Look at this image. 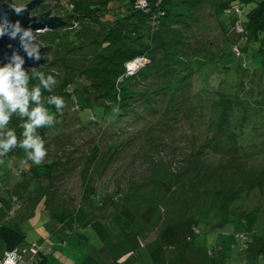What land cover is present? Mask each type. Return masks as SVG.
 I'll return each mask as SVG.
<instances>
[{
  "label": "rangeland",
  "instance_id": "obj_1",
  "mask_svg": "<svg viewBox=\"0 0 264 264\" xmlns=\"http://www.w3.org/2000/svg\"><path fill=\"white\" fill-rule=\"evenodd\" d=\"M29 1L0 0L11 7ZM169 2L175 14L182 12L181 21L154 46L155 66H148L147 59L130 70L146 71L129 86L128 118L108 121L97 133L80 129L70 112L69 121L45 131L44 162L23 172L26 187L12 189L22 202L11 219L26 232L21 252L48 239L46 250L53 249L45 264H76L87 253L104 264L114 257L122 264H264L263 53L258 43L242 42L246 30L232 28L233 16L219 14V1L194 7L185 0ZM254 5L242 6L243 22ZM60 7V0H43L31 15L50 8L54 15L66 14ZM52 31L38 32L39 48L53 42ZM241 42L247 49L238 58ZM174 56L182 61L180 94L161 90L154 78L155 72L158 77L173 73L178 63ZM71 61L78 66L80 59ZM165 63L171 70L162 68ZM29 72L54 75L53 89L65 75L59 63ZM152 88L158 90L154 95ZM11 162L12 156L0 157V173ZM118 194L110 211H123L133 221L132 232L111 223L121 252L105 249L91 229L86 249L64 231H55L58 221L52 213H67L81 204L94 209L91 195L96 206L106 197L104 208L108 196Z\"/></svg>",
  "mask_w": 264,
  "mask_h": 264
},
{
  "label": "trees",
  "instance_id": "obj_2",
  "mask_svg": "<svg viewBox=\"0 0 264 264\" xmlns=\"http://www.w3.org/2000/svg\"><path fill=\"white\" fill-rule=\"evenodd\" d=\"M143 1L146 2V6L143 5ZM185 1L190 7H194L199 6L205 0ZM217 1L221 6L219 14L224 12L233 16L232 28L241 27L246 30L241 34L242 42L247 45L252 42L258 43V50L263 53L264 67V0ZM253 2L255 5L249 8L246 13L247 20L243 22L242 6ZM0 5L10 7L3 2H0ZM60 5V8L66 12L60 16L63 25L51 32L53 42L41 47L44 57L38 67L47 69L56 63L64 67L63 81L51 92L42 91V98L52 95L61 96L65 104L60 112H57L54 106H48L55 122L52 126L38 129L42 138L46 130L54 129L69 121L70 112H73L74 120L81 123L82 128L80 129L88 127L97 133L107 128L108 121L115 124L119 117H125L126 120L128 116L125 111L133 96V90L129 86L133 83L136 74L146 71L141 68L137 73H130L129 65L136 60L146 58L150 59L148 66H155L157 57L154 59V46L159 45L163 35L173 34L176 31L172 25L181 21L179 16L182 13L175 14L169 0H67L64 3L60 0ZM92 25H97L98 28L95 30ZM242 42L238 44L240 53L237 54L234 50L238 58L241 57L243 50L247 49V46H243ZM86 47L91 49H87L89 55L86 53ZM76 59H80L78 66L71 63V60ZM174 60L178 63L177 67H172L174 68L173 73L161 74L158 77L160 73L155 72L154 78L159 80L156 85L159 84L161 90L172 89L173 93L180 94L182 79L179 73V64L182 61L176 59L175 56ZM166 64H163L162 68L171 70L169 68L172 65ZM245 65L247 66V63ZM152 80L148 86H153ZM36 83H38L37 80H30V84ZM156 91L158 90L152 88L153 95L156 94ZM113 115L116 117L115 121L112 119ZM21 123L18 116H13L9 123V127L15 128L18 140L22 139L20 135L22 132ZM6 156H12L14 162H11L7 168L4 166L0 173V192L4 191V194L0 195V247H3L0 258L4 256L5 251H20V245L26 239V232L11 221L15 208L22 205L20 199L16 195H12V189L17 184H21L23 187L27 186L26 183L22 184L24 171L41 167V164L36 165L28 160L25 151L19 147ZM19 176L23 178L21 181L18 179ZM31 182L33 184V181ZM10 184L12 185L10 186ZM2 187L3 189H1ZM9 187L11 188L9 189ZM97 190L95 189L94 193H97ZM120 195H109V200L104 208L101 205L104 204L103 201L106 200V197L100 199V204L96 206L91 195L89 201L94 209L81 204L78 208L67 213H52V217L58 221L55 231H64L72 241L86 249L91 243V237L87 230L91 229L107 250L121 252L110 225L112 223L132 232L133 221L128 219L123 211H110L112 205H116L119 201ZM249 240L246 237L244 242L247 243ZM35 243L41 247L39 252L31 254L28 251L29 247L23 252L20 251L22 258L24 260L31 259L33 264H45L53 246L51 245L49 250H46L47 245L51 243L48 239ZM199 251L196 250V252ZM27 252L30 255L25 257ZM112 260L113 262L110 264H121L117 257ZM80 264L103 263L94 254L87 253Z\"/></svg>",
  "mask_w": 264,
  "mask_h": 264
},
{
  "label": "clouds",
  "instance_id": "obj_3",
  "mask_svg": "<svg viewBox=\"0 0 264 264\" xmlns=\"http://www.w3.org/2000/svg\"><path fill=\"white\" fill-rule=\"evenodd\" d=\"M14 9L17 14L25 10ZM5 34L12 39L19 37L28 57L37 60L40 58L36 39L38 33L31 28H24L19 22H10L5 17L0 21V37ZM24 64V57L14 52L6 64L0 65V157L19 147L25 151L29 160L40 165L47 156V148L38 129L52 126L55 122L48 106H54L60 112L65 101L57 95L42 99V91L51 92L56 85L55 76L29 72ZM32 79L38 83L30 86ZM13 116H18L22 121V139L19 140L15 128L8 127Z\"/></svg>",
  "mask_w": 264,
  "mask_h": 264
},
{
  "label": "water",
  "instance_id": "obj_4",
  "mask_svg": "<svg viewBox=\"0 0 264 264\" xmlns=\"http://www.w3.org/2000/svg\"><path fill=\"white\" fill-rule=\"evenodd\" d=\"M43 0H31L24 5H16L17 7H11V4H8L10 7L5 5H0V21L5 17L10 22H19L24 28H31L34 32H42L45 30H54L63 25V21L60 16L52 14L51 8L39 15H31L32 11L42 4ZM14 8H23L25 9L22 13L17 14ZM49 45V44H48ZM40 58L34 59L27 56V53L21 46L19 37L16 39L10 38L8 34L0 37V65L6 64L13 55L14 52L19 53L25 59L24 68L27 71H30L31 68L38 67L41 65L44 53L43 49H39ZM146 58H141L133 62L134 66H130V70L134 71L139 68L142 64L147 63Z\"/></svg>",
  "mask_w": 264,
  "mask_h": 264
},
{
  "label": "built area",
  "instance_id": "obj_5",
  "mask_svg": "<svg viewBox=\"0 0 264 264\" xmlns=\"http://www.w3.org/2000/svg\"><path fill=\"white\" fill-rule=\"evenodd\" d=\"M143 5L144 6L147 5L145 1H143ZM132 63L129 65V69H130V66L132 65ZM130 73H131V71H130ZM40 248L41 247L38 246L36 243H34L30 246V250H31L32 254H37L39 252ZM47 250H49V248ZM0 264H33V262L31 259L24 260L22 258L21 252L19 250H10V251H5L4 256L2 258H0Z\"/></svg>",
  "mask_w": 264,
  "mask_h": 264
},
{
  "label": "crops",
  "instance_id": "obj_6",
  "mask_svg": "<svg viewBox=\"0 0 264 264\" xmlns=\"http://www.w3.org/2000/svg\"><path fill=\"white\" fill-rule=\"evenodd\" d=\"M111 226V225H110ZM106 249V248H105ZM92 254H94V253H92ZM96 256V255H95ZM97 257V256H96ZM102 257V256H101ZM118 258V261L122 264L123 262H121V260H120V258L119 257H117ZM109 261V260H108ZM80 262H81V260L78 262V263H76V264H80ZM113 262V260L111 259L108 263H106V264H110V263H112ZM104 264V263H103Z\"/></svg>",
  "mask_w": 264,
  "mask_h": 264
},
{
  "label": "bare ground",
  "instance_id": "obj_7",
  "mask_svg": "<svg viewBox=\"0 0 264 264\" xmlns=\"http://www.w3.org/2000/svg\"><path fill=\"white\" fill-rule=\"evenodd\" d=\"M135 64L132 63V66H134Z\"/></svg>",
  "mask_w": 264,
  "mask_h": 264
},
{
  "label": "flooded vegetation",
  "instance_id": "obj_8",
  "mask_svg": "<svg viewBox=\"0 0 264 264\" xmlns=\"http://www.w3.org/2000/svg\"><path fill=\"white\" fill-rule=\"evenodd\" d=\"M39 15V14H38Z\"/></svg>",
  "mask_w": 264,
  "mask_h": 264
}]
</instances>
